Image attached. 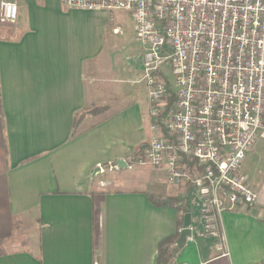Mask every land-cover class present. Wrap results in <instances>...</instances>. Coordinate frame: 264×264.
I'll use <instances>...</instances> for the list:
<instances>
[{"label": "crops", "instance_id": "obj_1", "mask_svg": "<svg viewBox=\"0 0 264 264\" xmlns=\"http://www.w3.org/2000/svg\"><path fill=\"white\" fill-rule=\"evenodd\" d=\"M17 3L16 21L0 23V264H158V245L177 241L186 213L199 224L194 190L149 167L131 171L147 179L103 188L94 175L144 148L148 99L109 85L86 11L62 0ZM239 173L255 204L224 211L218 237L184 243L167 264H264L263 140Z\"/></svg>", "mask_w": 264, "mask_h": 264}, {"label": "built area", "instance_id": "obj_2", "mask_svg": "<svg viewBox=\"0 0 264 264\" xmlns=\"http://www.w3.org/2000/svg\"><path fill=\"white\" fill-rule=\"evenodd\" d=\"M62 1L68 10L131 14L152 136L125 168L149 167L169 186H191L199 224H190L185 244L218 237L224 211L256 202L239 168L264 141V0ZM17 17V0H0V23ZM104 172L98 166L94 175Z\"/></svg>", "mask_w": 264, "mask_h": 264}, {"label": "rangeland", "instance_id": "obj_3", "mask_svg": "<svg viewBox=\"0 0 264 264\" xmlns=\"http://www.w3.org/2000/svg\"><path fill=\"white\" fill-rule=\"evenodd\" d=\"M82 18L86 20L88 25H90L93 39L95 40L97 37V42L102 48L103 58L108 62L109 72L106 74V78L110 81L109 85L113 84L112 82L114 81L115 85L121 86L125 90H137V92L141 94V98L146 100V88H144L141 83H138V85L133 84V81L139 78V66L140 61H142L143 47L135 37L134 21L131 14L123 10L111 12L86 11L83 13ZM114 28L118 29L116 33L113 32ZM164 71L165 80L172 83L173 78L169 69L166 68ZM136 168L137 167L131 169L116 168L113 171L103 173L96 178H98V183L101 188L106 187L107 185L109 186L111 183L116 185V183L133 179V177H139L142 180L147 179L149 172H131L135 171ZM128 186L132 187V185ZM180 187L182 186L177 187L178 190L172 192L174 196L173 198L176 201L175 205H178L181 200L179 195H177L180 192ZM195 206H198L197 201H195Z\"/></svg>", "mask_w": 264, "mask_h": 264}, {"label": "trees", "instance_id": "obj_4", "mask_svg": "<svg viewBox=\"0 0 264 264\" xmlns=\"http://www.w3.org/2000/svg\"><path fill=\"white\" fill-rule=\"evenodd\" d=\"M174 100L175 98L173 96H170L169 98H167V109L171 107ZM75 134L76 133L74 132L72 136H74ZM139 153H142V150H140ZM148 199L153 204H156V203L158 204L159 202L156 199V197L153 195H148ZM174 243H176L175 238H168L160 242V244L158 245V264H167L170 261V259L173 257L174 250L179 248V246H176L175 248H171L170 245Z\"/></svg>", "mask_w": 264, "mask_h": 264}, {"label": "water", "instance_id": "obj_5", "mask_svg": "<svg viewBox=\"0 0 264 264\" xmlns=\"http://www.w3.org/2000/svg\"><path fill=\"white\" fill-rule=\"evenodd\" d=\"M117 165L119 166V168H125L126 164L124 161L118 162ZM190 214L186 213L184 215V222H183V228L180 230L178 239L176 241V245L177 246H182L185 243V239L186 237L190 234Z\"/></svg>", "mask_w": 264, "mask_h": 264}]
</instances>
